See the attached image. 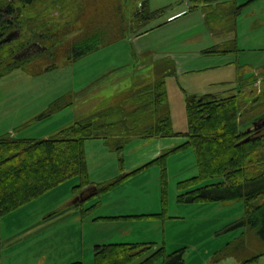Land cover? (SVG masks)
I'll return each instance as SVG.
<instances>
[{"label":"rangeland","instance_id":"1","mask_svg":"<svg viewBox=\"0 0 264 264\" xmlns=\"http://www.w3.org/2000/svg\"><path fill=\"white\" fill-rule=\"evenodd\" d=\"M127 1L129 10H135L138 1ZM255 1L238 16L237 50L232 53L207 52L227 44L231 35L214 36L202 7L190 11L188 0H150V8L161 13L144 36L115 41L75 61L61 60L52 70L18 68L0 80V137L46 139L139 79L153 77L157 63L167 60L170 68L175 67L166 87L176 135L133 140L123 154L112 151L104 140L86 141L90 189L80 187L82 179L75 177L12 213L0 214V248L4 240L34 223L56 219L45 234L2 253V264H95L97 245L121 243L164 249L148 264H162L177 250L185 251V264H264V254L250 263L237 257L236 248L242 240L246 244L247 237L250 246L239 254L241 259L264 252L254 233L236 226L246 214L244 201H184L187 192L222 180L191 181L199 169L194 148L185 145L187 97L228 96L230 88L247 92L264 87V26L254 24L252 15L259 9L257 17H262L264 0ZM85 2L89 8L83 20L89 31L104 30L108 21L103 16L108 18L109 12L97 16L94 11L105 10L109 0ZM183 10L185 16L168 20ZM51 16L60 23L70 19L60 8ZM77 19L68 25L69 40L83 32L84 24ZM29 31L25 27L24 39L33 42L35 30ZM259 129L264 134V128ZM164 153H168L164 165L155 162ZM110 183L116 184L107 186Z\"/></svg>","mask_w":264,"mask_h":264},{"label":"trees","instance_id":"2","mask_svg":"<svg viewBox=\"0 0 264 264\" xmlns=\"http://www.w3.org/2000/svg\"><path fill=\"white\" fill-rule=\"evenodd\" d=\"M137 1L136 9L131 11L127 0H109L105 10L94 11L97 16L109 12L108 18L103 16L108 21L107 27L89 31L87 20H83L89 8L85 0H0V80L18 68L35 72L52 70L61 60L75 61L115 41L149 32L147 26L161 11H153L150 0ZM253 1L239 4L236 0H188L190 11L203 8L211 32L218 37L235 34L238 16ZM58 8L66 9L70 19L56 22L51 13ZM73 17L84 24L83 32L77 39L69 40L68 25ZM90 21L95 24V20ZM25 27L29 33L35 30L33 42L24 39ZM14 31H20L19 37L4 42ZM36 41L43 44L45 51L21 60L15 58ZM236 50L237 39L232 38L222 47L207 52L224 54ZM30 62L37 67L31 68ZM154 70L153 77L139 79L53 137L28 139L9 134L0 137V214L12 213L75 177L82 179L80 187H88L85 152L88 140H104L112 151L123 154L133 140L175 136L166 87V79L175 73V67L170 68L166 60L157 63ZM256 83L257 79L252 85ZM229 90L228 96L187 97L189 131L185 145L194 148L199 169V175L191 181L222 180L187 192L189 196L184 201H244L246 214L236 226L254 233L259 243L264 244V134L253 129L264 118V87L260 91L253 87L247 92L236 88L226 92ZM167 154L155 162L164 165ZM250 242L247 237L246 244L242 240L236 248L237 257L244 263L255 262L264 254L241 259L239 254L247 252ZM163 251H155L148 244L97 245L95 264H148ZM184 254V250L168 254L162 264H185Z\"/></svg>","mask_w":264,"mask_h":264},{"label":"crops","instance_id":"3","mask_svg":"<svg viewBox=\"0 0 264 264\" xmlns=\"http://www.w3.org/2000/svg\"><path fill=\"white\" fill-rule=\"evenodd\" d=\"M248 1H250V0H248ZM258 1L259 0H256L255 2H258ZM247 6H249V4ZM258 10L252 12V15L256 19L254 24L260 25V26H264V14L262 15L261 18L258 19V17H257ZM185 13H186V11L183 10V11H181V12L175 14V15L170 16L168 18V20L171 21V22L176 21V20L182 18L183 16H185L186 15ZM147 33H149V32H147ZM147 33H145V34H147ZM145 34L137 37V39L142 37V36H144ZM230 35H231L230 39L235 38V39L238 40L237 30H236L235 34H230ZM262 44H264V43H261V45ZM55 220H53V218H52L49 221L36 222L32 226H30L29 228H26L23 231H21V233L19 235H15L13 238H9V239L4 240L2 243H4V242L5 243L1 244V248H0V264H2V257H1L2 253L6 252V251H9V250L13 251L14 249L26 244L27 242H29V241H31V240H33L35 238H38L41 235L45 234L46 230H48L49 227L53 226L56 223Z\"/></svg>","mask_w":264,"mask_h":264},{"label":"water","instance_id":"4","mask_svg":"<svg viewBox=\"0 0 264 264\" xmlns=\"http://www.w3.org/2000/svg\"><path fill=\"white\" fill-rule=\"evenodd\" d=\"M19 35H20V31L10 33L3 41L9 42V41L19 37ZM33 52H34V49L29 47L26 50H24L23 52H21L20 54H18L15 58L17 60H21V59L26 58L27 56L31 55ZM259 128H264V118L254 124L253 129H259ZM251 130L252 129H249V131H251Z\"/></svg>","mask_w":264,"mask_h":264},{"label":"flooded vegetation","instance_id":"5","mask_svg":"<svg viewBox=\"0 0 264 264\" xmlns=\"http://www.w3.org/2000/svg\"><path fill=\"white\" fill-rule=\"evenodd\" d=\"M42 45H43L42 43H40L39 41H36L35 43L31 44L30 47L34 49L33 53H38V52L45 51V47Z\"/></svg>","mask_w":264,"mask_h":264}]
</instances>
